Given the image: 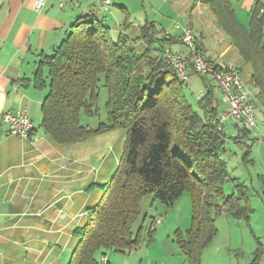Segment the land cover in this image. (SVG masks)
<instances>
[{
  "label": "trees",
  "instance_id": "16d2710c",
  "mask_svg": "<svg viewBox=\"0 0 264 264\" xmlns=\"http://www.w3.org/2000/svg\"><path fill=\"white\" fill-rule=\"evenodd\" d=\"M204 3L250 65L254 101L264 119L263 4L255 1L245 29L238 23L230 0ZM138 41L144 43L145 50H137ZM166 44L169 41L152 22L140 28L136 39L120 34L114 40L100 21L78 20L54 54L42 61L48 69V93L41 106L44 135L56 144L72 145L116 129L126 133L117 169L110 182L101 186V198L86 224L76 230L79 241L67 264H99L108 251H134L141 243V229L134 235L133 227L141 214V200L148 194L168 209L183 193L189 194L191 226L186 236L175 232L187 264H201L204 249L216 235L217 216L224 213L248 219L252 212L249 188L230 177L224 155L230 141L248 155L258 138L237 123V136L225 133L223 123L217 120L212 78L199 77L205 94L196 107L190 103L187 85L164 57ZM101 77L107 90L106 122L95 128L82 126L81 112L88 117L98 115ZM37 79V85H43ZM227 182L233 185L229 195L224 192ZM155 219L147 231L150 239ZM254 254L260 260L263 249L258 247Z\"/></svg>",
  "mask_w": 264,
  "mask_h": 264
},
{
  "label": "crops",
  "instance_id": "0c3cea01",
  "mask_svg": "<svg viewBox=\"0 0 264 264\" xmlns=\"http://www.w3.org/2000/svg\"><path fill=\"white\" fill-rule=\"evenodd\" d=\"M33 2L0 0V264H67L79 241L76 230L86 224L101 198V186L110 182L126 138L124 130L116 129L72 145H59L40 128L41 106L48 93V69L42 61L54 54L71 26L78 20L95 19L108 27L116 40L120 34L136 39L140 28L152 22L169 41L163 46V54L166 50L187 54V49H182L185 46L181 32L189 29L196 47L211 65H235L242 81L250 87L252 70L220 29L204 0H110L109 4L96 0H46L40 13L33 11ZM136 48L143 51L145 45L138 41ZM37 77L43 85H37ZM194 77L190 73V79ZM214 86L220 116L227 105L216 83ZM204 94L201 84L197 100ZM257 107L264 123L261 107ZM22 109L33 124L28 138L8 135L2 121L3 113ZM238 128L233 123L224 131L235 137ZM254 145L258 146L259 156L264 157V142ZM160 226L163 230L165 224ZM176 230L182 232L180 226ZM173 244L166 240L165 249L160 251L186 264ZM131 253L115 252L103 256L105 263L102 257L100 261L127 264Z\"/></svg>",
  "mask_w": 264,
  "mask_h": 264
},
{
  "label": "rangeland",
  "instance_id": "374dc122",
  "mask_svg": "<svg viewBox=\"0 0 264 264\" xmlns=\"http://www.w3.org/2000/svg\"><path fill=\"white\" fill-rule=\"evenodd\" d=\"M260 1L264 6V0ZM230 3L238 23L247 29L252 14V0H230ZM260 17L264 18V14L260 13ZM182 49L186 51L183 46ZM201 84L200 78L195 75L193 80H189V84L186 87L187 97L194 107H196ZM106 100L107 90L103 87V77H101L97 105L98 115L88 117L81 112L80 124L95 128L99 123L106 122ZM233 123H235L233 120H227L222 125L223 127L232 128ZM256 123L257 130L264 135L262 114L257 106ZM120 131L123 133L122 130ZM116 145H118V141H116ZM123 146L124 143H122V149L124 148ZM120 152H117V155ZM245 153L246 150L244 148L242 149L230 141L227 143V153L224 155V159L227 163L230 177L238 178L249 188V206L252 212L248 219H235L227 215L223 216V214L215 218L217 232L212 242L204 249L201 256V264H252L256 260L254 253L258 247L263 249V254L260 260H256V264H264V157L259 156L257 145L253 146L250 154L245 155ZM232 189V183L227 182L224 186L225 194L229 195ZM189 197L187 192L183 193L176 200L175 209L173 207L168 209L164 204L156 200L152 194L146 195L141 200V214L133 227L134 235L141 229V243L132 251L127 264H139V260H141L140 264H180L178 257L168 256L161 252L160 249H165L163 242L168 240L169 243L174 242L173 246L176 253L180 252L176 244L175 232L177 231V226H180L182 234L186 236L187 230L191 226L192 210ZM154 217L160 218L161 223L163 222L165 226L162 230L161 224L156 225L154 227L155 232L150 239L147 231L151 224V219ZM173 230L176 231L173 233ZM147 252H149L150 261H148ZM114 253L108 251L106 256ZM182 261L184 259H181V263ZM99 264H102L100 260Z\"/></svg>",
  "mask_w": 264,
  "mask_h": 264
},
{
  "label": "built area",
  "instance_id": "2783aa9c",
  "mask_svg": "<svg viewBox=\"0 0 264 264\" xmlns=\"http://www.w3.org/2000/svg\"><path fill=\"white\" fill-rule=\"evenodd\" d=\"M96 1L110 3V0ZM45 4L46 0H34L33 11L40 13ZM181 41L187 49V54H175L169 50L164 52L166 61L173 67L179 80L188 86L190 73L198 77L212 78L221 92L223 102L227 105V110L218 116V123L222 124L231 119L243 128L251 130L259 142H264V135L257 130L254 89L242 81L238 68L229 64L217 70L197 49L195 36L189 29L182 30ZM2 121L7 126V133L10 136L28 138L33 131V124L24 109L3 113ZM159 224L161 219L156 218L151 229ZM101 261L105 263L106 258L102 257Z\"/></svg>",
  "mask_w": 264,
  "mask_h": 264
}]
</instances>
